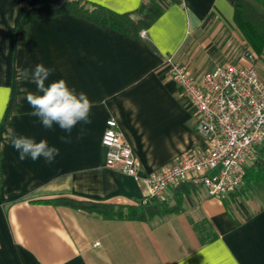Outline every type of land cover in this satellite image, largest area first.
Returning <instances> with one entry per match:
<instances>
[{
    "label": "crops",
    "instance_id": "0c3cea01",
    "mask_svg": "<svg viewBox=\"0 0 264 264\" xmlns=\"http://www.w3.org/2000/svg\"><path fill=\"white\" fill-rule=\"evenodd\" d=\"M84 1L131 12V18L144 12V0ZM42 2L0 0V264H264V160L223 197L209 196L194 183L168 185L157 199L172 211L145 220L106 219L45 200L147 198L145 182L104 165L100 138L111 116L139 161L141 177L183 150L203 151L195 109L165 71L163 58L174 53L195 77L228 62L248 65L233 18L235 0L165 4L134 37L70 12L36 15L26 26L24 56L16 65L25 5ZM41 63L52 69L46 83L63 79L88 96L90 123H78L69 134L58 125L45 129L30 114L26 96L36 85L17 75ZM9 127L47 139L59 155L51 164L43 158L20 161L4 136Z\"/></svg>",
    "mask_w": 264,
    "mask_h": 264
},
{
    "label": "built area",
    "instance_id": "2783aa9c",
    "mask_svg": "<svg viewBox=\"0 0 264 264\" xmlns=\"http://www.w3.org/2000/svg\"><path fill=\"white\" fill-rule=\"evenodd\" d=\"M242 56L248 65H215L199 77L174 53L163 58L165 71L195 109V128L205 141L203 151L183 150L141 177L139 161L111 116L100 138L104 165L145 182L147 198L161 196L168 185L180 181L203 186L216 198L240 188L246 168L255 161L256 147L264 142V51L255 53L245 42Z\"/></svg>",
    "mask_w": 264,
    "mask_h": 264
},
{
    "label": "trees",
    "instance_id": "16d2710c",
    "mask_svg": "<svg viewBox=\"0 0 264 264\" xmlns=\"http://www.w3.org/2000/svg\"><path fill=\"white\" fill-rule=\"evenodd\" d=\"M182 0H144V12L131 18V12H116L103 5L90 3L84 0H46L42 3L26 4L21 24L19 25L16 47V65L21 64L24 56L22 44L26 33V26L36 15H50L70 12L84 17L101 27H112L125 35L138 36L151 23V16H159L165 4ZM163 2V3H162ZM87 5V6H85ZM234 22L241 30L245 42L252 46L257 53L264 51V0H235L233 9ZM264 160V142L255 150V161L246 168V174L251 169H258ZM245 174V175H246ZM45 200L61 203L75 208H83L94 212L106 219H149L155 215H163L172 211V207L160 201L157 197H149L144 201L129 203H115L111 201H92L77 199L70 196H57Z\"/></svg>",
    "mask_w": 264,
    "mask_h": 264
},
{
    "label": "clouds",
    "instance_id": "9594fccd",
    "mask_svg": "<svg viewBox=\"0 0 264 264\" xmlns=\"http://www.w3.org/2000/svg\"><path fill=\"white\" fill-rule=\"evenodd\" d=\"M51 73L52 69L41 63L34 69L19 70L17 79L30 81L36 85V92H28L26 96L32 108L30 114L37 117L45 129H52L54 125H58L61 130L71 134L78 123H90L89 116L93 103L85 93H77L63 79L46 83ZM4 136L18 153L20 161L25 159L37 161L43 158L46 163L51 164L59 155V149L50 146L47 139L37 141L33 137L16 133L11 127L7 128ZM2 147L3 145H0V148Z\"/></svg>",
    "mask_w": 264,
    "mask_h": 264
},
{
    "label": "snow or ice",
    "instance_id": "6c2138e0",
    "mask_svg": "<svg viewBox=\"0 0 264 264\" xmlns=\"http://www.w3.org/2000/svg\"><path fill=\"white\" fill-rule=\"evenodd\" d=\"M3 98H4V91L0 90V113H2L3 110Z\"/></svg>",
    "mask_w": 264,
    "mask_h": 264
},
{
    "label": "rangeland",
    "instance_id": "374dc122",
    "mask_svg": "<svg viewBox=\"0 0 264 264\" xmlns=\"http://www.w3.org/2000/svg\"><path fill=\"white\" fill-rule=\"evenodd\" d=\"M85 6H87V5H85ZM249 45V44H248ZM250 46V45H249ZM251 48H252V46H250ZM252 50H253V48H252ZM254 51V50H253ZM256 53V52H255Z\"/></svg>",
    "mask_w": 264,
    "mask_h": 264
}]
</instances>
